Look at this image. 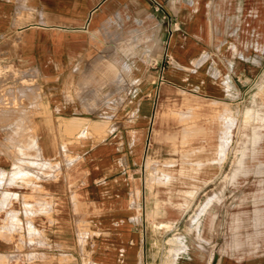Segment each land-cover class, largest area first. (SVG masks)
<instances>
[{"label": "crops", "instance_id": "0c3cea01", "mask_svg": "<svg viewBox=\"0 0 264 264\" xmlns=\"http://www.w3.org/2000/svg\"><path fill=\"white\" fill-rule=\"evenodd\" d=\"M169 1L0 0V264H167L170 232L184 229L190 212L201 215L198 192L170 198L162 172L151 167L190 150L180 116L193 111L200 121L216 118L192 144L193 166L208 168L193 183L223 178L231 137L218 117L231 111V94L243 97L233 90L232 69L245 60L233 56L247 55L249 39L264 63V0H240V9L236 0H210L208 33L196 34L187 21L190 37L179 27L183 0L175 13ZM142 16L177 25L171 34L152 31L147 53L155 60L147 69H138L135 49L114 40L134 38ZM218 19H229L232 32L223 38L234 42L219 53L225 68L211 75V62L186 71L210 55L197 40L221 39L212 29ZM213 198L214 217L201 230L198 217L196 231L215 247L227 223L217 202L226 192ZM182 245L175 264H212L195 245ZM215 264L263 262L221 257Z\"/></svg>", "mask_w": 264, "mask_h": 264}, {"label": "rangeland", "instance_id": "374dc122", "mask_svg": "<svg viewBox=\"0 0 264 264\" xmlns=\"http://www.w3.org/2000/svg\"><path fill=\"white\" fill-rule=\"evenodd\" d=\"M219 1L216 0L215 3L218 5ZM236 1L237 8L240 9L241 1ZM181 2L186 18L181 19V24H179L180 31L184 33L183 36L190 37L191 31L187 29L185 24L187 21L196 34L198 32L207 34L209 31L207 19H209L210 7L208 4L212 2L210 0H183ZM169 3L171 5L169 11L175 13L177 0H170ZM215 3H213V8ZM222 3H224V0H222ZM221 8L224 10L223 6ZM216 14L224 17L219 9ZM194 15L195 18L193 19ZM146 18L147 16H142L137 19L136 36L131 40H124L121 34L119 39L118 37L114 39L116 47L125 43L132 50H136L138 69L141 67L147 69V67H150L151 61L155 60L150 52L147 53L148 48L151 47L152 37L156 36L152 31L162 27L161 31L165 29L171 34L177 26L176 19L170 20L166 17L153 24L152 19ZM239 25L238 22L233 25V32L236 33L233 40L237 43V46H239ZM229 26H231L229 19H218L216 24L214 22L212 29L221 39L195 40L197 44L207 48L210 55L207 56L204 53L196 57L191 63L192 67L184 66V69L194 72L196 68L203 67L204 63L208 66L212 62L213 67L210 68V74L214 75L218 72L217 70L225 68L224 61L227 59L220 54L223 53L229 43L232 45L233 42L230 39L223 38L226 37L227 33L232 32L228 29ZM250 37L252 36L250 35ZM248 44L249 50L246 56H233L234 59L243 58L245 60V67L237 64V69L234 66L232 69L233 90L240 91L241 88L243 97L238 101L235 99V92L231 94L233 97L232 105H230L231 111L228 109L226 116L218 117L220 119L219 126L223 130L226 129L231 137L226 151L231 166L226 169V173H223V178L218 179L215 183H210L212 179H208L201 184L193 183L195 179L198 180L200 174L208 175V168L193 166V160L199 153L194 152L192 144L199 138V127H202L203 123L207 127L216 123L215 117L211 120L202 121L201 119L200 121L199 115L193 111L190 114H185L184 117L183 115L180 116V124H185L186 128L190 129L189 136H186L184 141L185 145H190L188 148L190 150L183 155L181 153L178 161L169 159L164 167H156L155 165L151 167V170L154 168V171L152 170L154 175L158 174L157 171L162 172V176L167 181L164 185L168 187L170 198L175 197V193L176 198H182L183 193L185 195L191 193V198L195 192L199 193V200L202 203L200 208L202 212H200V216L198 215L199 218L201 217L200 230L202 226L209 224L210 216L214 217L215 215L214 205L211 206V209H208V203L213 202L214 204L215 202L214 194L226 192V200L217 201L226 211L227 216L226 226L218 228V239L222 241L221 245L213 247L208 241L207 232L200 236L199 231H196L198 217H194L195 215L190 212L181 221L184 229L170 232L169 239L163 247V256L167 264H175L177 251L174 249L182 252L184 247L181 244L183 243L188 247L195 245L197 247L195 253L205 258L207 263L212 262V264H215V258L229 257L235 260L258 258L264 264V63L260 61L261 57L256 53L254 41L252 42L249 39ZM104 67L106 69L111 68L112 63L105 62ZM240 72L242 74H239ZM122 76V79L125 76L127 78V75ZM125 107L126 101H122L121 110L123 111ZM227 119L232 123L230 130H227ZM45 169L48 170L49 168ZM210 197L213 198L212 201L209 199ZM191 203V200L189 204L186 202V207L192 206ZM183 240L185 241L183 242Z\"/></svg>", "mask_w": 264, "mask_h": 264}, {"label": "bare ground", "instance_id": "6f19581e", "mask_svg": "<svg viewBox=\"0 0 264 264\" xmlns=\"http://www.w3.org/2000/svg\"><path fill=\"white\" fill-rule=\"evenodd\" d=\"M252 142V141H251ZM193 192V191H192ZM190 193V192H189ZM192 195V194H191ZM195 195H196V192H195ZM189 196H190V194H189ZM191 197V196H190ZM193 198V197H192ZM191 198V199H192ZM211 200V199H210ZM192 201V200H191ZM207 201H209L208 199H207ZM206 203H208V202H206ZM202 204V203H201ZM207 205V204H206ZM201 206V205H200ZM198 209V208H197ZM199 210V209H198ZM200 211H201V209H200ZM195 212H197V211H195ZM202 212V211H201ZM210 212V211H209ZM196 215H197V213H196ZM194 217H196V216H194ZM192 219V218H191ZM191 219H190V221H191ZM192 223V222H191ZM207 223V222H206ZM170 226V225H169ZM196 226V225H195ZM168 228V227H167ZM196 233V232H195ZM172 238V237H171ZM174 238V237H173ZM208 238V237H207ZM174 250H176L177 251V254L179 253L178 252V250L177 249H174ZM173 262V261H172Z\"/></svg>", "mask_w": 264, "mask_h": 264}, {"label": "built area", "instance_id": "2783aa9c", "mask_svg": "<svg viewBox=\"0 0 264 264\" xmlns=\"http://www.w3.org/2000/svg\"><path fill=\"white\" fill-rule=\"evenodd\" d=\"M169 60V59H168Z\"/></svg>", "mask_w": 264, "mask_h": 264}]
</instances>
